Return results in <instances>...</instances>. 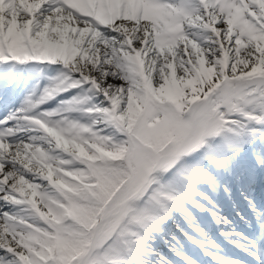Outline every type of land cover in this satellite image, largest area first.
I'll use <instances>...</instances> for the list:
<instances>
[{
  "label": "snow or ice",
  "instance_id": "1",
  "mask_svg": "<svg viewBox=\"0 0 264 264\" xmlns=\"http://www.w3.org/2000/svg\"><path fill=\"white\" fill-rule=\"evenodd\" d=\"M0 105V264H264V0H0Z\"/></svg>",
  "mask_w": 264,
  "mask_h": 264
},
{
  "label": "bare ground",
  "instance_id": "2",
  "mask_svg": "<svg viewBox=\"0 0 264 264\" xmlns=\"http://www.w3.org/2000/svg\"><path fill=\"white\" fill-rule=\"evenodd\" d=\"M228 213L230 214V219H233L234 223L236 224V230L237 231H246L242 229V226L239 223V219L235 216L234 212L231 210V208H229ZM221 228L224 229V231H228V227H225L223 225H221L220 227H216L214 226L211 230V232L209 233V236L211 239L217 241V244L220 245L219 249H210L213 252H220L221 255L224 256H231L236 258L237 260L240 261H244L245 259L248 260L250 259V257L247 256V254L243 253L240 251L239 248L235 247L234 245L230 244L223 236L220 235V230ZM216 233H218L220 236H218ZM232 239H238L237 237H232ZM160 251H162L163 253H165L169 260L172 261V263L178 261L180 258L175 256L172 252L168 251V247L167 245L164 244L163 239L158 236L157 240H156V245H155ZM184 248L186 249V244H184V242L182 241L180 245L177 246V249L180 251H184ZM206 256V259H209L210 257ZM182 262L184 263V261L182 260ZM210 262L212 263V259L210 258ZM244 264V262H243Z\"/></svg>",
  "mask_w": 264,
  "mask_h": 264
}]
</instances>
